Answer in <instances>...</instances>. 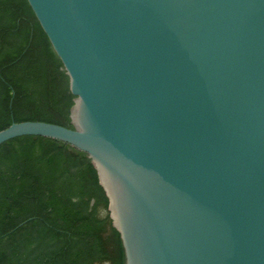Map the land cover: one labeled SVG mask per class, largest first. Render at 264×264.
<instances>
[{
    "label": "water",
    "instance_id": "water-1",
    "mask_svg": "<svg viewBox=\"0 0 264 264\" xmlns=\"http://www.w3.org/2000/svg\"><path fill=\"white\" fill-rule=\"evenodd\" d=\"M76 97L126 264H264V0H28Z\"/></svg>",
    "mask_w": 264,
    "mask_h": 264
},
{
    "label": "trees",
    "instance_id": "trees-1",
    "mask_svg": "<svg viewBox=\"0 0 264 264\" xmlns=\"http://www.w3.org/2000/svg\"><path fill=\"white\" fill-rule=\"evenodd\" d=\"M75 98L28 0H0V131L29 120L74 128ZM0 264H126L87 153L34 135L0 145Z\"/></svg>",
    "mask_w": 264,
    "mask_h": 264
}]
</instances>
